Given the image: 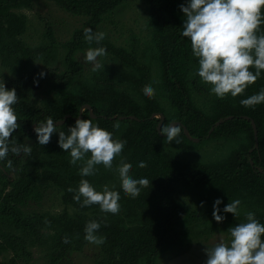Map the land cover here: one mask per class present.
I'll list each match as a JSON object with an SVG mask.
<instances>
[{"label": "trees", "instance_id": "trees-1", "mask_svg": "<svg viewBox=\"0 0 264 264\" xmlns=\"http://www.w3.org/2000/svg\"><path fill=\"white\" fill-rule=\"evenodd\" d=\"M32 1L0 0V63L10 65L11 72L17 73L11 76L0 72V79L7 88L15 87L20 97L19 103L14 105L20 127L12 138L17 143L32 141L30 155L9 154L12 168H16L15 178H7L0 169V253L11 251V264L19 258L23 264H36L31 262L30 245L44 248L43 264H160L161 254L175 245L189 249L175 253L177 256L166 259L164 264H206L207 247L199 242L190 244L189 234L208 236L221 224V230L228 231L229 227L244 222L248 211L254 212L264 223V103L254 108L240 103L264 88V71L243 94L237 97L228 94L224 99L214 96L206 110L198 106L192 92L201 81L195 74L199 64L192 54L190 40L182 35L185 19L180 10L182 0H144L150 15V41L144 50L138 55L137 49L105 38L102 46L121 68L107 66L85 80L81 76L83 63L75 52L100 45L88 44L83 29L93 28L106 13L126 0H52L61 9L86 18L74 29L71 38L59 42L66 49L64 70L45 65L57 55V43L49 27L50 42L29 46L22 38L27 30V17L15 9L31 7ZM34 59L43 60L44 67L32 66L26 70V64ZM153 63L159 65L158 81L152 78ZM34 83H38L39 88L44 85L46 93L51 94L37 105L27 97ZM123 83L127 87L120 88ZM148 84L155 89L154 98L143 92ZM161 98L167 100L168 105H164ZM84 104H89L90 109L84 108L80 113ZM159 113L163 119L151 117ZM229 115L232 118L215 125L219 118ZM47 117H52L55 124L63 120L57 124L58 131L67 132L77 118L92 119L100 127L114 131L116 137L127 141L122 156L132 164L130 175L147 178L152 184L143 188L138 197L131 198L124 194L121 183L116 180L121 210L115 215L101 212L99 205L81 207L73 199L75 193L68 191L69 187L77 189L82 179L80 162L75 166L70 164L69 152L59 147L58 132L47 145L38 143L34 128ZM171 121L182 125L181 143L172 141L177 146L175 151L166 147L165 135L157 129L159 122L161 125ZM251 121L257 131L256 146ZM116 123L119 129L113 128ZM183 127L191 137L198 138V142L190 139ZM213 138L241 141L224 157L209 162L179 156ZM119 160L120 157L114 160V170ZM140 161H145L147 167H138ZM97 168L96 175L83 178L100 190L109 178L115 177L102 165ZM49 186L60 192L62 210L26 212L24 206L30 201L39 203L45 187ZM179 186L203 190L199 199L192 202L198 208H192L176 195ZM217 198L222 200L219 208L226 217L223 222L211 217L213 205L203 213V207L208 206L204 203ZM235 199L241 201L240 214L236 217L222 211ZM199 202H204L203 206ZM90 220L100 222L96 235L104 238L102 244L85 239V225Z\"/></svg>", "mask_w": 264, "mask_h": 264}, {"label": "clouds", "instance_id": "clouds-1", "mask_svg": "<svg viewBox=\"0 0 264 264\" xmlns=\"http://www.w3.org/2000/svg\"><path fill=\"white\" fill-rule=\"evenodd\" d=\"M180 10L185 15L182 35L190 40L192 54L198 59L199 67L195 74L212 86V94L220 99L228 94L237 97L261 77L264 71V0H187L180 5ZM83 35L88 44L100 45L89 47L84 54V61L91 64L95 72L104 67L99 58L107 55L106 48L101 44L106 34L85 27ZM143 92L149 98L155 96L151 84L145 85ZM19 101L16 88H7L4 80L0 79V163L6 169L13 167L10 153L19 157L28 156L32 151L31 144L17 143L12 138L20 127L14 108ZM240 103L249 108L264 103V88ZM119 127L118 123L113 125L114 129ZM34 131L41 145L50 143L51 136L58 132L59 147L69 152L70 164L75 166L80 162L82 179L77 189L69 187L68 191L75 193L73 199L81 207L99 205L101 212L113 215L120 212L121 195L115 190V185L110 187L105 184L97 190L88 179L83 178L96 175L100 165L112 169L117 157L120 160L116 171L125 195L136 198L143 188L152 184L147 178L137 179L130 175L132 164L122 156L127 141L116 137L114 131L93 123L92 119L77 118L65 132L58 131L54 119L47 117L44 122L36 124ZM159 132L165 135L167 143H181V124H161ZM138 167H147V163L140 161ZM221 203L222 200L217 198L213 204L212 216L217 222L226 219L219 208ZM240 205L241 201L235 199L222 211L236 217L240 214ZM100 227L97 220L88 221L84 229L85 239L102 244L104 238L96 235ZM228 232L230 241L221 240L205 249L206 264H264V223L257 219L254 212L248 211L245 221L229 227ZM65 242H68L67 239Z\"/></svg>", "mask_w": 264, "mask_h": 264}, {"label": "rangeland", "instance_id": "rangeland-1", "mask_svg": "<svg viewBox=\"0 0 264 264\" xmlns=\"http://www.w3.org/2000/svg\"><path fill=\"white\" fill-rule=\"evenodd\" d=\"M187 0H182V3H186ZM17 12L24 13L27 17V30L22 35L25 43L29 46H35L40 43L50 42L49 35L47 33V27L51 29L52 38L55 40L56 56L52 58L47 64L41 59H34L32 62L26 64V70L31 69L32 66L38 68H43L45 65H50L57 67L60 70H64V55L65 47L60 43H63L65 40L71 38L72 32L74 29L80 27L83 22L86 20L84 16L74 15L70 12H67L57 6L52 0H33L31 7H20L15 9ZM182 14H184L181 11ZM149 19L150 15L146 7L144 0H126L124 3L118 5L115 9L106 13L102 20L95 25L92 29L93 31H101L106 34L105 38L113 42L114 44L124 46L126 48L130 47L137 49L138 55L144 50L145 46L150 41V29H149ZM89 47L78 49L75 52V56L83 63V72L82 77L85 80H90L91 76L96 72L92 71V65L84 61L85 51ZM104 67L114 66L121 68L117 60L113 59L110 54H107L104 57L99 58ZM15 63V62H13ZM9 66H4L0 63V72H7L11 76H15L16 72H11ZM103 67V68H104ZM98 71V70H97ZM159 65L158 63L152 64V75L155 81L159 80ZM198 89L192 92L193 101L203 108L208 109L210 100L216 96L212 94L210 89L211 86H207L202 80L200 84L197 85ZM127 87L126 84H121L120 88ZM30 102L34 105L42 103L46 98H50L51 94L46 93V88L43 85L41 88L38 86L34 87L32 92L27 95ZM164 105H168V101L165 99H160ZM154 116L159 117V114ZM175 122L171 121L170 123ZM123 127V126H122ZM121 127V128H122ZM241 140L240 139H230L224 140L223 138H213L206 140L195 147L190 148L187 152L179 155L182 159L194 161H203L209 162L216 159L224 157L232 148L237 147ZM31 140H26L25 143L31 144ZM198 142V141H196ZM167 145V146H166ZM165 146L175 151L177 146L175 143H167ZM118 164H116L117 168ZM0 169L7 176V178L12 179L17 176L15 172L16 168L6 169L2 163H0ZM109 173H113L115 178H109V181L105 184H108L110 187L115 185L116 182H120L118 172L116 169H107ZM117 180V181H116ZM104 184V185H105ZM102 187L100 188V190ZM179 190V192H177ZM176 190V195H180V199H184L187 204L192 208H198L195 203L199 199V193L203 190L201 188H183L179 186ZM60 192L52 186L45 187L43 197L39 203L34 201L28 202L24 206L26 212H51L57 213L62 210L64 205L61 203ZM215 200H210L207 203H204L208 206H204V212L206 209L214 204ZM195 204V205H194ZM201 205V202H199ZM71 211V208H69ZM209 210V209H207ZM211 217L213 218L212 214ZM209 225L211 224L208 222ZM221 225L216 228V231L210 235L205 233L194 234L191 233L188 236L189 243L199 242L200 244L205 245L206 247H213L215 244L223 240L224 242L230 241V233L225 230H221ZM228 228V227H227ZM50 232V231H48ZM49 234V233H48ZM48 236V235H47ZM187 241V239H185ZM188 247H180L175 245L172 249L161 254V259H169L175 255V253H184ZM189 249V248H188ZM187 249V250H188ZM29 250L32 252V263L43 264L45 258L43 257L44 248L38 245L29 246ZM12 252L7 251L0 253V264H11ZM15 264H23L21 258L17 259Z\"/></svg>", "mask_w": 264, "mask_h": 264}, {"label": "water", "instance_id": "water-1", "mask_svg": "<svg viewBox=\"0 0 264 264\" xmlns=\"http://www.w3.org/2000/svg\"><path fill=\"white\" fill-rule=\"evenodd\" d=\"M36 86H38V83H34V84H33V88L36 87ZM84 108H89V109H90L89 104H84V105L81 107V109H80V113L82 112V110H83ZM154 115H155V114H152L151 117H153ZM92 116H94V115L92 114ZM65 117H68V115H66ZM159 117H160V119H163V115L160 114V113H159ZM227 118H232V115H229V116H226V117H223V118H219V119L215 122V125L220 124L222 121H224V120L227 119ZM244 118H248V117H247V116H244ZM62 121H63V120L57 121L56 124H59V123H61ZM160 123H161V122L158 123V125H157V129H159V127H160ZM175 123H179V122H178V121H175ZM251 124H252V127H253L254 137H255V140H256V143H255V146H256V145H257V131H256V127H255V124H254L253 121H251ZM212 129H213V127H211L210 131H211ZM183 131H184V133H185L190 139H192L193 141H198V140H199L198 138H193V137H191V136L189 135V133L187 132L186 127H183ZM210 131H209V132H210Z\"/></svg>", "mask_w": 264, "mask_h": 264}, {"label": "crops", "instance_id": "crops-1", "mask_svg": "<svg viewBox=\"0 0 264 264\" xmlns=\"http://www.w3.org/2000/svg\"><path fill=\"white\" fill-rule=\"evenodd\" d=\"M165 260H166V259H161V258H159V262H158V263H160V264H164Z\"/></svg>", "mask_w": 264, "mask_h": 264}]
</instances>
